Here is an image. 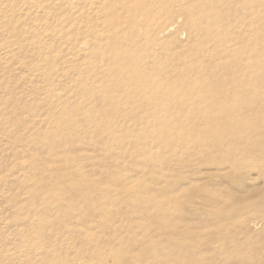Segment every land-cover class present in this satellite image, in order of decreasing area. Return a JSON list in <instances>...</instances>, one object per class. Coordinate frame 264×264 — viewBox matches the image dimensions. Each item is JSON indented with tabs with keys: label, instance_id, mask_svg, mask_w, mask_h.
Returning <instances> with one entry per match:
<instances>
[{
	"label": "rangeland",
	"instance_id": "1",
	"mask_svg": "<svg viewBox=\"0 0 264 264\" xmlns=\"http://www.w3.org/2000/svg\"><path fill=\"white\" fill-rule=\"evenodd\" d=\"M247 1L250 14H262L251 19L261 29L256 44L264 0ZM83 5L0 0V264H166L156 222L177 217L183 205L180 216L196 206L206 218L235 213L259 225L214 244L202 264H239L237 248L259 249L246 264H261L264 176L217 171L201 148L181 142L202 128L210 140L229 119L114 109L87 96L78 71L94 47ZM254 115L234 119L254 122Z\"/></svg>",
	"mask_w": 264,
	"mask_h": 264
},
{
	"label": "bare ground",
	"instance_id": "2",
	"mask_svg": "<svg viewBox=\"0 0 264 264\" xmlns=\"http://www.w3.org/2000/svg\"><path fill=\"white\" fill-rule=\"evenodd\" d=\"M83 1L82 13L88 19L87 42L94 47L85 57L83 72L78 71L87 96L102 99L114 109L148 108L178 112L186 118L213 113L226 117L227 123L215 129L210 140L207 128L188 140L177 138L183 144L201 148L197 154L208 155L209 165L217 171L232 174L257 170L264 176V133L259 134V130L264 132V38L257 37L256 44L252 41L261 30L252 29L256 27L251 24L252 16L262 14H250V2ZM182 35L186 36L185 42L179 41ZM256 50L263 56H255ZM245 112H253L255 121L234 119ZM183 207H177L181 212L177 217L156 222L167 241L166 264H202L206 256L215 255L214 244L233 243L250 226L258 225L231 212L226 215H233L225 221L218 214L215 217L219 218H206L196 206L180 216ZM236 224L240 228L231 229ZM158 234L153 235L151 250H159ZM259 252L237 248L234 256L239 264H246ZM226 260L232 261L233 256L230 254Z\"/></svg>",
	"mask_w": 264,
	"mask_h": 264
}]
</instances>
